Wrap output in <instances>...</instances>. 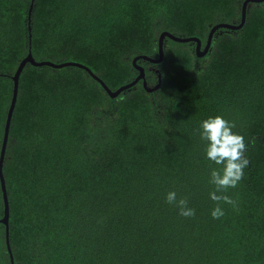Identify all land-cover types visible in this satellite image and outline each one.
I'll return each mask as SVG.
<instances>
[{
	"label": "trees",
	"instance_id": "trees-1",
	"mask_svg": "<svg viewBox=\"0 0 264 264\" xmlns=\"http://www.w3.org/2000/svg\"><path fill=\"white\" fill-rule=\"evenodd\" d=\"M242 1L0 0V151L28 53L83 65L114 91L137 76L134 57H158L160 33L204 44L213 25L239 24ZM194 50L165 38L160 63L136 62L159 88L136 83L115 98L82 68L24 66L2 167L0 264H264V2L248 5L238 30L217 31L204 56ZM217 115L235 122L250 161L227 193L237 209L222 205L218 220L217 166L197 131ZM170 191L194 218L165 202Z\"/></svg>",
	"mask_w": 264,
	"mask_h": 264
},
{
	"label": "clouds",
	"instance_id": "clouds-1",
	"mask_svg": "<svg viewBox=\"0 0 264 264\" xmlns=\"http://www.w3.org/2000/svg\"><path fill=\"white\" fill-rule=\"evenodd\" d=\"M235 128V122L217 115L203 120L197 130L204 144L206 159L217 166L211 169L209 179L214 188L209 196L215 204L211 216L217 220L225 215L222 205L227 204L237 209V201L227 193L229 189L238 187L244 178V170L250 164L246 156L248 143L244 136L234 131ZM165 202L174 206L180 216L195 217V209L189 207L188 199L178 198L175 191L166 194Z\"/></svg>",
	"mask_w": 264,
	"mask_h": 264
},
{
	"label": "water",
	"instance_id": "water-1",
	"mask_svg": "<svg viewBox=\"0 0 264 264\" xmlns=\"http://www.w3.org/2000/svg\"><path fill=\"white\" fill-rule=\"evenodd\" d=\"M33 1L34 0H32V2ZM263 2H264V0H243L242 4H241L242 8H241V17H240L239 24L236 25L235 23H217V24L213 25L212 27H210L209 33L207 35V38L204 42L203 47H202L201 40L197 37H189V38L177 37V36H174L168 32H165V31L160 33V35L158 37V57L157 58H150L147 56H136V57H134L132 59V65L136 69V71L138 72L137 76L135 77V79L133 81H131V82H129L123 86H120L119 88H117L114 91L110 90L98 77H96V75H94L87 67H85L83 65L76 64V63H68V62L67 63H59V64H54V63L45 62V61L36 62L33 59L31 53H28L27 56L24 57L20 61L16 71L14 72V75L12 76V81H13L12 97H11V101H10L9 108L7 111V116H6L5 126H4L2 146H1V151H0V188H1V192H2V199H3V205H4V214H3V217L0 219V223L4 224L6 226V236L8 237L9 205H8V198H7V192H6V186H5V180L3 177L2 167H3L5 149H6V145H7V141H8L10 121H11V117H12V114L14 111L16 99H17L19 76H20V74H21V72H22V70L26 64H30L32 66H37V67L48 66V67H52V68H63V67L75 66L78 68H82V69L86 70L89 73V75L101 85L103 90L107 93V95L110 98H115L120 93H122V92L128 90L129 88L133 87L138 81L144 80V76H145L144 68L142 66L136 64V62L138 60L147 61L150 64H158L162 61V59H163V41L165 38H168V39H170L174 42H177V43H193V44H195V50H194L195 55L197 57H202L210 51L212 38L217 31H220L222 29L223 30H233V31L238 30L239 28H241L244 25L245 18H246V8L248 7V5L250 3H263ZM31 8H32V4L30 5L28 17L30 16ZM28 30H30V27H28ZM160 82H161L160 76L158 75V83L154 87H152V88H145L144 87V88L147 90V92H152V91L157 90L159 88ZM143 85L145 86L144 81H143ZM8 249H9V247H8ZM10 258L12 259L11 256H10Z\"/></svg>",
	"mask_w": 264,
	"mask_h": 264
},
{
	"label": "flooded vegetation",
	"instance_id": "flooded-vegetation-1",
	"mask_svg": "<svg viewBox=\"0 0 264 264\" xmlns=\"http://www.w3.org/2000/svg\"><path fill=\"white\" fill-rule=\"evenodd\" d=\"M204 46V44H202V47ZM148 70H154L155 71V69H153L151 66L150 67H148ZM144 72H145V70H144ZM143 81L145 82V86L143 85ZM147 81H148V76L147 75H145L144 76V80H140V81H138L137 83H140L143 87H145V88H151V87H148V84H147Z\"/></svg>",
	"mask_w": 264,
	"mask_h": 264
}]
</instances>
